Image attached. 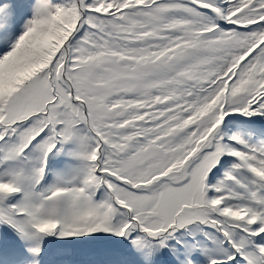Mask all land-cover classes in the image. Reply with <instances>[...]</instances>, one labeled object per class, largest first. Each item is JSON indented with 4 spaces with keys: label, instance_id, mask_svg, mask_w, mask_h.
Returning a JSON list of instances; mask_svg holds the SVG:
<instances>
[{
    "label": "snow or ice",
    "instance_id": "obj_1",
    "mask_svg": "<svg viewBox=\"0 0 264 264\" xmlns=\"http://www.w3.org/2000/svg\"><path fill=\"white\" fill-rule=\"evenodd\" d=\"M0 264H264V0H0Z\"/></svg>",
    "mask_w": 264,
    "mask_h": 264
}]
</instances>
